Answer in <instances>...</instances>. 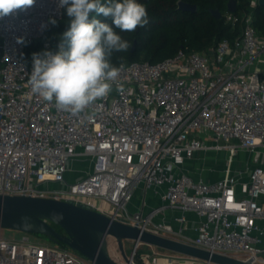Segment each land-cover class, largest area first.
Instances as JSON below:
<instances>
[{
    "label": "built area",
    "instance_id": "2783aa9c",
    "mask_svg": "<svg viewBox=\"0 0 264 264\" xmlns=\"http://www.w3.org/2000/svg\"><path fill=\"white\" fill-rule=\"evenodd\" d=\"M63 9L59 0H35L0 18V194L73 201L264 264V36L252 16H245L240 37L224 38L208 52L180 49L156 63H121L108 96L73 116L32 93L33 61L25 60L27 45ZM226 20L236 21L234 13ZM62 44L54 47L47 39L44 52L55 54ZM219 152L228 157L223 177L208 181L187 172L189 161ZM239 152L250 158L234 168ZM140 186L161 202L147 208L144 199L133 210ZM140 245L135 241L134 253ZM140 258L141 264H215L177 252L164 263L157 250ZM0 264L95 263L24 232L17 238L0 235ZM128 264H135L133 257Z\"/></svg>",
    "mask_w": 264,
    "mask_h": 264
},
{
    "label": "clouds",
    "instance_id": "9594fccd",
    "mask_svg": "<svg viewBox=\"0 0 264 264\" xmlns=\"http://www.w3.org/2000/svg\"><path fill=\"white\" fill-rule=\"evenodd\" d=\"M34 3L35 0H0V18ZM59 6H66L70 18V27L63 34L67 47L62 44L55 54H33L28 83L33 94L77 116L107 97L120 77L122 66H114L111 56L126 52L130 44L112 25L121 32H135L149 23V16L146 6L138 0H59ZM97 17L110 18L111 25Z\"/></svg>",
    "mask_w": 264,
    "mask_h": 264
},
{
    "label": "trees",
    "instance_id": "16d2710c",
    "mask_svg": "<svg viewBox=\"0 0 264 264\" xmlns=\"http://www.w3.org/2000/svg\"><path fill=\"white\" fill-rule=\"evenodd\" d=\"M179 0H138L147 8L149 23L144 27H138L135 32L114 31L128 41L130 48L126 52H114L111 56V63L118 66L121 63L133 61L159 62L176 55L180 50L208 52L224 38L233 42L240 37L245 16L251 15L253 26L259 35L264 36V6L252 0H236L237 9L234 12L236 21L228 22V3L230 0H183L197 5L195 12L183 11L179 9ZM107 2V0H102ZM116 2V0H114ZM213 9H219L222 16L217 18ZM94 15V14H93ZM111 25V19L97 17ZM70 27V18L67 16L66 6L60 19L51 23L45 33L26 47L25 60L33 61V54H43V44L49 39L54 47L63 43L67 47L64 33ZM135 44V49L133 50ZM59 231L64 230L54 225ZM54 243V242H53ZM57 244V243H56ZM62 247H68L58 243ZM140 247V246H139ZM108 248L111 255L118 250L121 252L116 238L108 237ZM145 246L137 248L135 258L141 264V253L145 251Z\"/></svg>",
    "mask_w": 264,
    "mask_h": 264
},
{
    "label": "water",
    "instance_id": "95a60500",
    "mask_svg": "<svg viewBox=\"0 0 264 264\" xmlns=\"http://www.w3.org/2000/svg\"><path fill=\"white\" fill-rule=\"evenodd\" d=\"M259 4L264 6V0H259ZM178 5L183 11L197 10L196 4L183 0H179ZM236 9V0H230L228 11L234 13ZM212 13L217 18L222 16L219 9H213ZM54 225L61 227L64 232L59 231ZM3 228L44 234L52 242L67 245L95 264H122L109 251V236L116 238L123 254L124 240L129 239L209 260L215 264H253L121 222L83 204L52 197L0 194V229Z\"/></svg>",
    "mask_w": 264,
    "mask_h": 264
},
{
    "label": "crops",
    "instance_id": "0c3cea01",
    "mask_svg": "<svg viewBox=\"0 0 264 264\" xmlns=\"http://www.w3.org/2000/svg\"><path fill=\"white\" fill-rule=\"evenodd\" d=\"M218 154H221V157H225V152H219ZM240 154L242 155L241 160L244 161L242 162L240 165L238 162L233 163L232 167L237 168L242 166L245 161H247V159H245L246 155H248V159L250 158V154L248 152H240ZM209 157H211L212 159L215 157H212V154L208 155L207 158L203 159L202 157L196 159V160H192L189 161L185 166H186V170L188 173L192 174L193 176H203L206 180L211 181V180H215L217 178L223 177L224 173H225V169L227 167V163L223 164V161H215L210 160L209 161ZM223 160V159H222ZM213 167L212 170L206 169V170H202L203 167ZM145 194H142V193ZM145 199V203H146V207L150 208L151 206L157 205L159 204L161 201L159 199V197L154 193L153 190H147L145 191V188L143 186H140L136 193H135V197H134V201L131 205L133 210H136L139 206L143 205V201ZM262 199L264 200V196L262 197ZM170 213H172V211H169ZM195 215L192 213H189V218L190 219H195ZM191 233H195L193 230H191ZM149 246L148 250L149 251H154L157 250V252H159V254L162 255V262L166 263L167 262V255H169L170 252H166L164 250H159L158 247L156 246H152V245H148ZM147 248V247H146Z\"/></svg>",
    "mask_w": 264,
    "mask_h": 264
},
{
    "label": "rangeland",
    "instance_id": "374dc122",
    "mask_svg": "<svg viewBox=\"0 0 264 264\" xmlns=\"http://www.w3.org/2000/svg\"><path fill=\"white\" fill-rule=\"evenodd\" d=\"M212 157H215V158H213L215 161H220V162L223 161V164L227 163V161H228V157L226 154H225L224 158L221 157V154H217V155L214 154ZM241 157H242V155L239 152L233 159L234 163L238 162L240 165L242 162H244L241 160ZM213 159L211 157H209V161L213 160ZM245 159H248V155H246ZM142 194H145V193L143 192ZM22 233H24V232L14 230V229H7V228L0 229V235L4 238H17L20 235H22ZM29 235H30L32 240H34L38 243H43V244L53 243L49 239V237L44 235V234L29 233ZM141 246H143V247L145 246V248L147 247L145 251H149L148 250L149 246H147V244L141 243L140 247ZM134 247H135V241L134 240L125 239L124 240V252H125V254H123L122 251L120 252L118 250H115L113 252L114 258L117 261L121 262L122 264H128L129 261L131 260V258L133 257V262L136 264L137 263L136 258H135L136 252L134 253ZM140 247H138V248H140ZM159 250H164L166 252H172L169 250H165L163 248H159Z\"/></svg>",
    "mask_w": 264,
    "mask_h": 264
}]
</instances>
